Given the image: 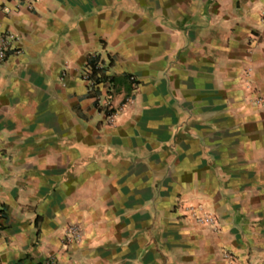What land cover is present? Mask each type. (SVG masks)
Segmentation results:
<instances>
[{
	"label": "crops",
	"instance_id": "1",
	"mask_svg": "<svg viewBox=\"0 0 264 264\" xmlns=\"http://www.w3.org/2000/svg\"><path fill=\"white\" fill-rule=\"evenodd\" d=\"M4 31L0 264H264V0H0Z\"/></svg>",
	"mask_w": 264,
	"mask_h": 264
},
{
	"label": "built area",
	"instance_id": "2",
	"mask_svg": "<svg viewBox=\"0 0 264 264\" xmlns=\"http://www.w3.org/2000/svg\"><path fill=\"white\" fill-rule=\"evenodd\" d=\"M16 1L17 6L25 5L28 8H32V6L39 0H10ZM9 12L10 8H6ZM19 37L12 31H4L0 33V61H4L8 55V53L15 48L16 42ZM92 58H95L92 55ZM102 69V66H99L98 62L95 66L91 63L87 66V68L82 73V78L87 82L90 89H95L98 84V76L95 74V70ZM134 83L137 85V80L134 76L131 77ZM253 102L260 107L264 108V98L262 96H256L253 99ZM112 117L111 115L109 116ZM191 217L197 221L198 223L210 227L212 230L217 231L219 228V220L217 214L206 208L203 204H199L197 206H191ZM83 238V230L77 223H68L64 230V240L67 242L71 241H80ZM224 257L229 261L228 264H234V256L233 254L225 250ZM51 262H55V258L52 256L49 258Z\"/></svg>",
	"mask_w": 264,
	"mask_h": 264
},
{
	"label": "trees",
	"instance_id": "3",
	"mask_svg": "<svg viewBox=\"0 0 264 264\" xmlns=\"http://www.w3.org/2000/svg\"><path fill=\"white\" fill-rule=\"evenodd\" d=\"M96 63H97L96 60L94 58H91V64L93 66H95ZM95 74L99 75L98 76V81H100V79L103 77V69L95 70ZM21 262H22V260H20L17 264H20Z\"/></svg>",
	"mask_w": 264,
	"mask_h": 264
}]
</instances>
